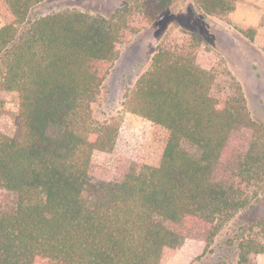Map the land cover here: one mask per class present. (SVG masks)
I'll list each match as a JSON object with an SVG mask.
<instances>
[{
    "label": "trees",
    "instance_id": "1",
    "mask_svg": "<svg viewBox=\"0 0 264 264\" xmlns=\"http://www.w3.org/2000/svg\"><path fill=\"white\" fill-rule=\"evenodd\" d=\"M43 1L0 0V96L17 94L22 125L18 138L0 133V264H165L236 215L235 264H257L264 195L250 193L264 189V126L231 73L198 38L168 35L124 96L126 111L166 133L157 162L95 168L93 152L113 151L119 122L94 121L91 104L144 22L126 5L108 17H31ZM240 1L192 3L223 19Z\"/></svg>",
    "mask_w": 264,
    "mask_h": 264
},
{
    "label": "rangeland",
    "instance_id": "2",
    "mask_svg": "<svg viewBox=\"0 0 264 264\" xmlns=\"http://www.w3.org/2000/svg\"><path fill=\"white\" fill-rule=\"evenodd\" d=\"M155 4V0H44L30 12L31 17L62 11L108 17L115 9L126 5L131 18L139 17L144 22L140 32L121 47L91 104L94 121L101 123L114 118L119 122L113 151L93 152L91 162L95 168L114 170L123 158L157 162L166 133L150 121L126 111L124 96L148 69L157 47L168 35L198 38L202 49L241 86L251 119L264 126V0H241L223 19L201 15L192 0H174L161 8H156ZM4 22L0 11V27ZM215 53L218 57H214ZM0 97L3 101L0 133L18 138L22 125L18 118L17 94L3 92ZM263 195L262 188L250 193L253 198ZM259 209V215H264V203ZM240 221L241 216L236 215L222 225L210 243L185 240L165 264H235ZM255 259L257 264H264V254H258Z\"/></svg>",
    "mask_w": 264,
    "mask_h": 264
}]
</instances>
